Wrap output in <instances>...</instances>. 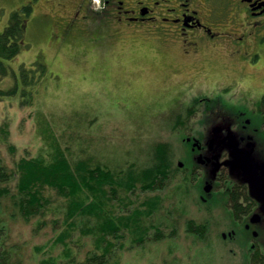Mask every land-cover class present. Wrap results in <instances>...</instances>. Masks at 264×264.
Here are the masks:
<instances>
[{"label": "rangeland", "instance_id": "obj_1", "mask_svg": "<svg viewBox=\"0 0 264 264\" xmlns=\"http://www.w3.org/2000/svg\"><path fill=\"white\" fill-rule=\"evenodd\" d=\"M29 3L34 11L22 21L21 50L3 60L9 70L0 72V90L14 89L0 92V165L11 174L0 181V189L5 188L0 192V264H90L92 258L97 264L248 261L249 237L234 222L229 196L219 192L218 180L212 199L202 200L205 171L218 175V167L195 165L192 144L186 141L217 123L205 120L218 112L214 99L205 100L216 97L208 78L218 77V67L238 75L242 65L230 64L226 70L218 54L208 58L211 63L203 56L192 60L177 46L156 55L150 43L122 47L132 42L124 43V32L115 35L111 28L94 26L90 38L77 32L57 36L62 19L55 1L0 0V31L14 11ZM201 65L210 71L207 78H193ZM26 70L31 85L23 82ZM195 82L200 84L196 90L191 89ZM242 97L228 94L224 100L246 104ZM206 102L212 111L205 109ZM235 105L233 110L238 109ZM161 144L171 162L161 187L139 185L128 192L119 189L115 196L109 193L107 208L120 216H128L147 199L158 202L151 215L141 217L151 237L144 243L135 242L130 230H125L124 240L104 235L99 220L91 216L69 218L68 201L55 189L45 190L49 200L39 214L27 217L17 204L16 166L21 158L51 161L58 147L72 165L88 160L116 170H128L131 164L139 169L156 161ZM191 220L205 223L208 231H190ZM235 227L240 232L235 238L222 236Z\"/></svg>", "mask_w": 264, "mask_h": 264}, {"label": "flooded vegetation", "instance_id": "obj_2", "mask_svg": "<svg viewBox=\"0 0 264 264\" xmlns=\"http://www.w3.org/2000/svg\"><path fill=\"white\" fill-rule=\"evenodd\" d=\"M52 1L57 3L56 11H61L57 13L62 19L57 22L60 32L57 36L77 32L90 38L94 26L102 31L111 28L115 35L124 32V43L132 42L122 47L150 43L149 48L156 55L177 46L184 57L192 60L203 56L211 63L208 58L218 54V63L224 64L226 70L231 68L230 64L242 65L236 69L238 75L218 67V77L208 78L209 88L216 90V97L205 100L214 99L218 112L205 120L217 123L210 124L199 135L186 137V141L192 144L195 165H203L205 169L210 165L218 167V175L205 171L202 200L212 199L218 180L219 192L229 196L234 222L243 225L245 232H242L249 237L250 252L245 253L248 261L232 264H264V0H100L98 3L47 0V3ZM27 5L33 8L30 3ZM134 41L138 42L134 44ZM196 68L200 70L193 78L206 79L210 71L203 65ZM214 79L217 83L212 82ZM198 86L195 82L191 89ZM239 93L243 94L240 100L246 104L239 106L224 100L228 94ZM207 105L206 102L205 109L212 111L211 105L208 108ZM234 105L238 109L233 110ZM217 126L218 133H214ZM199 155L210 157L211 161L198 162ZM207 183L212 184L210 191L206 190ZM235 206L243 210L238 212ZM238 233L235 227L222 232V236L233 239Z\"/></svg>", "mask_w": 264, "mask_h": 264}, {"label": "trees", "instance_id": "obj_3", "mask_svg": "<svg viewBox=\"0 0 264 264\" xmlns=\"http://www.w3.org/2000/svg\"><path fill=\"white\" fill-rule=\"evenodd\" d=\"M23 12L30 16L32 7L24 5ZM22 13L15 11L9 24L0 31V72L7 73L9 70L3 60L16 56L21 50L19 36L24 35L25 28ZM27 70L22 75L25 85H31ZM1 93L14 92V89L0 90ZM166 146H159L156 161L151 166L136 168L135 164L128 166V170L112 169L107 165H92L88 160L79 161L72 165L67 155L61 149L56 148L51 161L44 158H21L16 169L18 174L17 192L15 198L21 212L29 217L42 212L47 206V188L55 189L63 194L68 201L69 218L91 216L98 221L99 228L104 235H112L123 240L126 237L125 230H130L135 242L144 243L151 237L148 228L143 227L141 217L151 215L157 208V201L147 199L142 205L131 209L128 216L114 214L108 209V201L111 200L109 193L114 196L119 189L131 191L141 185L144 189H156L161 187L169 176L170 156ZM11 177L4 166L0 165V181H7ZM5 188H1L0 192ZM144 206V209L142 208ZM236 210L240 212L243 208L239 206ZM189 230L204 235L208 230L205 223L189 222ZM197 223V224H196ZM75 225V224H72ZM152 228H155L152 226ZM156 229V228H155ZM158 237H161L157 234ZM154 238H156L154 236ZM105 245L106 254H111L112 242ZM90 264H97L94 258L88 260ZM86 264V263H84Z\"/></svg>", "mask_w": 264, "mask_h": 264}, {"label": "water", "instance_id": "obj_4", "mask_svg": "<svg viewBox=\"0 0 264 264\" xmlns=\"http://www.w3.org/2000/svg\"><path fill=\"white\" fill-rule=\"evenodd\" d=\"M214 129H215L214 133H218V126L216 128H214ZM206 161L207 162H210L211 161V158L210 157L203 158L202 155H199L198 162L205 163ZM182 165H183V163L180 162V166H182ZM211 189H212V184L207 183L206 190L207 191H210Z\"/></svg>", "mask_w": 264, "mask_h": 264}]
</instances>
